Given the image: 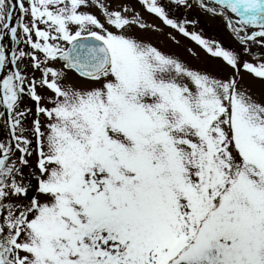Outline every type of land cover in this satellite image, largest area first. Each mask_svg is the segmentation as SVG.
Segmentation results:
<instances>
[{
  "label": "snow or ice",
  "instance_id": "snow-or-ice-1",
  "mask_svg": "<svg viewBox=\"0 0 264 264\" xmlns=\"http://www.w3.org/2000/svg\"><path fill=\"white\" fill-rule=\"evenodd\" d=\"M200 5L239 51L162 0H0V264H264V0Z\"/></svg>",
  "mask_w": 264,
  "mask_h": 264
},
{
  "label": "rangeland",
  "instance_id": "rangeland-1",
  "mask_svg": "<svg viewBox=\"0 0 264 264\" xmlns=\"http://www.w3.org/2000/svg\"><path fill=\"white\" fill-rule=\"evenodd\" d=\"M162 2L169 9L172 18L177 20L195 21V23H189L187 25L188 31H194L209 41L218 42L220 46L228 50L239 51L241 48V45L226 27L225 21L221 16L218 14H212L202 8L200 0H187L185 5L171 3V0H162ZM135 7L147 20L162 28V32L147 34L155 46L166 52L175 53L182 62H186L190 67L216 72V69L222 63L221 60L212 58L206 53L202 46L191 40L190 37H185L176 30L164 26L159 19L144 11L138 3L135 4ZM92 11L97 12V15H99V12L96 9H92ZM168 33H170L171 36H174L179 43L172 40L171 37L167 35ZM3 36L0 37V44ZM189 48L196 53L195 56L187 51ZM11 70H13L12 67H10V71ZM228 71H230V69H228ZM37 75H39V73H37ZM245 77L246 82L252 84L253 90L259 91L260 82L253 81L251 77L247 76V74H245ZM24 103L27 106L32 107L34 111V102L26 98ZM8 136L9 128L4 122V117H0V139L6 140Z\"/></svg>",
  "mask_w": 264,
  "mask_h": 264
},
{
  "label": "bare ground",
  "instance_id": "bare-ground-1",
  "mask_svg": "<svg viewBox=\"0 0 264 264\" xmlns=\"http://www.w3.org/2000/svg\"><path fill=\"white\" fill-rule=\"evenodd\" d=\"M18 12H19V9L17 8L13 13L14 18L18 15ZM1 44L6 46V51L8 52V54L10 56L11 46H12L11 36L8 35L7 33H5L2 40H1ZM10 67H11V65H6L4 69H0V75L6 74L8 71H10ZM4 122H5V118H4Z\"/></svg>",
  "mask_w": 264,
  "mask_h": 264
}]
</instances>
